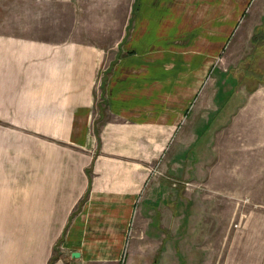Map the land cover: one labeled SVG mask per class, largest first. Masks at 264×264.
<instances>
[{
  "label": "crops",
  "instance_id": "obj_1",
  "mask_svg": "<svg viewBox=\"0 0 264 264\" xmlns=\"http://www.w3.org/2000/svg\"><path fill=\"white\" fill-rule=\"evenodd\" d=\"M74 1L0 27V264H181L196 140L213 185L264 191V12L231 61L248 0ZM244 224L215 264H264Z\"/></svg>",
  "mask_w": 264,
  "mask_h": 264
},
{
  "label": "rangeland",
  "instance_id": "obj_2",
  "mask_svg": "<svg viewBox=\"0 0 264 264\" xmlns=\"http://www.w3.org/2000/svg\"><path fill=\"white\" fill-rule=\"evenodd\" d=\"M52 2L53 0H0V27L13 29L34 26L32 17L46 14L48 4ZM74 2L78 7V0ZM126 2L127 0H118V8L123 10ZM75 12L78 15L81 13L77 9ZM263 12L264 0L247 1L242 17L228 38L225 54L227 59L232 61L239 53L250 50L249 28L261 21ZM240 26L244 27L242 33L239 32ZM261 62L262 59H259L257 64L261 65ZM214 66L224 70L226 63L217 62ZM228 66H232V62ZM260 86L264 90V84ZM204 105L203 102L194 106V120L204 114ZM199 146L202 147L196 140L194 162L187 161L189 166L185 169L186 173L192 172L183 179L181 198L179 192L177 194V224L175 231L173 230L177 238L168 240L182 251L181 264L219 263L223 257V249L236 245L237 234L244 228L245 221L252 216L264 217V191L252 190L254 187L241 192L233 189L223 191L221 189L224 187L213 185L208 180L205 147L202 149V158L197 157L196 150ZM135 237V247L139 243L142 246V241ZM194 253L198 255L194 256ZM212 253L215 255L211 256Z\"/></svg>",
  "mask_w": 264,
  "mask_h": 264
},
{
  "label": "trees",
  "instance_id": "obj_3",
  "mask_svg": "<svg viewBox=\"0 0 264 264\" xmlns=\"http://www.w3.org/2000/svg\"><path fill=\"white\" fill-rule=\"evenodd\" d=\"M252 39L255 41V40H257V38L255 37V34H254V36L252 37Z\"/></svg>",
  "mask_w": 264,
  "mask_h": 264
}]
</instances>
